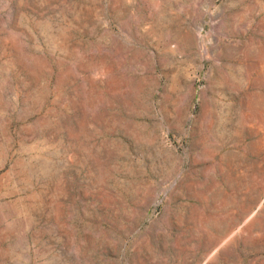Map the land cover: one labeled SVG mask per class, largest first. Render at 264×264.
<instances>
[{
    "label": "rangeland",
    "instance_id": "1",
    "mask_svg": "<svg viewBox=\"0 0 264 264\" xmlns=\"http://www.w3.org/2000/svg\"><path fill=\"white\" fill-rule=\"evenodd\" d=\"M0 264H264V0H0Z\"/></svg>",
    "mask_w": 264,
    "mask_h": 264
},
{
    "label": "water",
    "instance_id": "2",
    "mask_svg": "<svg viewBox=\"0 0 264 264\" xmlns=\"http://www.w3.org/2000/svg\"><path fill=\"white\" fill-rule=\"evenodd\" d=\"M209 18L211 20H214L216 18V16H213L212 14H208ZM153 107V111L156 110V104H152ZM163 180L159 181L156 186H154V191L158 192V194L156 195V197L154 198V202L157 203L159 201V194L163 193L164 195L166 194V192L170 189V188H163ZM175 183V182H174ZM174 183L172 184V186L174 185Z\"/></svg>",
    "mask_w": 264,
    "mask_h": 264
},
{
    "label": "bare ground",
    "instance_id": "3",
    "mask_svg": "<svg viewBox=\"0 0 264 264\" xmlns=\"http://www.w3.org/2000/svg\"><path fill=\"white\" fill-rule=\"evenodd\" d=\"M175 36H173L174 38ZM172 38V39H173ZM181 39L183 40L182 41V44L185 45V44H188V41H190L189 37L188 36H181ZM261 79H258L257 81L259 82ZM263 104V99L261 97H256L253 101V106H256V105H262ZM258 116V115H257ZM222 143V142H221ZM230 158V157H229Z\"/></svg>",
    "mask_w": 264,
    "mask_h": 264
}]
</instances>
